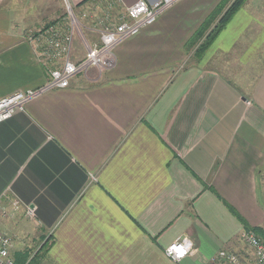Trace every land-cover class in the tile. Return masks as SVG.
<instances>
[{"label": "crops", "instance_id": "0c3cea01", "mask_svg": "<svg viewBox=\"0 0 264 264\" xmlns=\"http://www.w3.org/2000/svg\"><path fill=\"white\" fill-rule=\"evenodd\" d=\"M40 1L0 0V99L44 86L60 65L43 54ZM65 1L82 11L95 0ZM120 1L126 10L137 0ZM224 1L178 0L120 42L110 67L46 89L0 122V231L15 255L46 241L50 264L250 255L246 224L264 230V0H246L183 67L190 38ZM56 25L72 27L65 17ZM86 30H75V60L93 37ZM185 237L189 254L168 257Z\"/></svg>", "mask_w": 264, "mask_h": 264}, {"label": "built area", "instance_id": "2783aa9c", "mask_svg": "<svg viewBox=\"0 0 264 264\" xmlns=\"http://www.w3.org/2000/svg\"><path fill=\"white\" fill-rule=\"evenodd\" d=\"M178 0H159L150 4L146 0H137L128 6L125 12L119 17V22L105 23L99 28L89 27L99 39L94 42H87L85 56L80 60L72 58V46L75 30L84 31L83 24H75L77 20L72 12L70 3L66 1L69 14L71 15V29L61 31L57 25H51L44 34L43 54L46 58L59 60L60 65L50 69V78L40 88L17 91L9 96L0 99V122L10 118L14 113L24 110L26 103L38 96L46 89L64 88L70 85L72 78L90 68L103 70L110 67V58L113 49L124 39L134 36L144 27L156 22L163 11L175 4ZM108 16V15H107ZM106 16V17H107ZM104 19V18H103ZM74 23V24H73ZM18 202H16L17 204ZM1 211V205H0ZM33 214L34 210L29 209ZM241 239L250 255L242 256L234 251L225 248L220 249L212 258L213 264H264V237L252 230H245L241 233ZM12 237L0 231V264H14L11 253ZM191 242L188 238L173 241L166 247V254L175 261H181L190 252Z\"/></svg>", "mask_w": 264, "mask_h": 264}, {"label": "rangeland", "instance_id": "374dc122", "mask_svg": "<svg viewBox=\"0 0 264 264\" xmlns=\"http://www.w3.org/2000/svg\"><path fill=\"white\" fill-rule=\"evenodd\" d=\"M24 4H25V1H24ZM27 4H31V3L27 2ZM43 4H44V8H42ZM150 4H153V3H150ZM70 6L72 7L73 15L75 16V18L77 20V23L75 22V24L79 25L81 23L85 27H90V28L91 27H93V28L101 27V24L99 23V21H101V23L104 25H106L105 23L115 24V23L119 22V20H120L119 17L125 12V10L122 9V7H121V1L120 0H95V1L91 2L88 6H86L82 11L77 10L71 4H70ZM37 7H38L40 15L35 16L33 20L34 21L40 20V22H41L42 19H44V21L41 23L42 27L47 26L48 22L53 21V20L60 18V17H62V18L65 17L66 22H69V24L72 23V22H70L71 21V15L69 14L70 10L68 9V6H67V3L65 0H41L40 2H37ZM165 11H163V12H165ZM40 16H43V18ZM83 30H84V32H87V30L85 28H83ZM88 34L90 35V37L93 34V37L89 38L91 42L97 41L98 38L95 39V37L97 36L95 33H88ZM196 49H197L196 47L190 49L188 61L186 62V65L183 66L184 68L188 67L189 65L196 64V61L198 62V59L195 55ZM58 66H59V64H58ZM252 231H254V230H252ZM254 232H256V231H254ZM12 241L14 244L13 239H12ZM13 244H12V248L14 246ZM48 245H49V241L47 242L46 247ZM12 248H11V253H12V256H13L14 262H15V254L13 253ZM45 259H46V255L43 257V259H41L40 264H50L48 261H45Z\"/></svg>", "mask_w": 264, "mask_h": 264}, {"label": "trees", "instance_id": "16d2710c", "mask_svg": "<svg viewBox=\"0 0 264 264\" xmlns=\"http://www.w3.org/2000/svg\"><path fill=\"white\" fill-rule=\"evenodd\" d=\"M86 1L82 2V4ZM245 1L246 0H225L222 2L215 8V10L208 16L200 28L190 38L188 47L190 49L195 47L197 48L195 55L198 61L202 59L207 49ZM228 2L230 5L226 8L229 4ZM60 18L48 22L46 28L51 25H56ZM251 229L256 231L258 235L264 237V230L262 227H251L246 224V230ZM46 245L47 242H45L34 255H32L30 251H23L16 254L14 264H40L41 259H43V257L47 254Z\"/></svg>", "mask_w": 264, "mask_h": 264}]
</instances>
